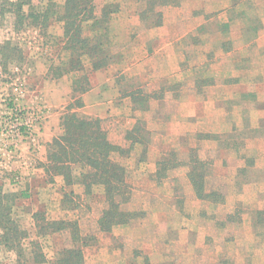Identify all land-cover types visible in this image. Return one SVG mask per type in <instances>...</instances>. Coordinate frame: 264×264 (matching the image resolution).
<instances>
[{
	"label": "rangeland",
	"instance_id": "rangeland-1",
	"mask_svg": "<svg viewBox=\"0 0 264 264\" xmlns=\"http://www.w3.org/2000/svg\"><path fill=\"white\" fill-rule=\"evenodd\" d=\"M33 1L44 5L48 0ZM55 1L62 4V0ZM158 2L154 4L162 13V23L150 27V21L139 19L147 0H95L98 8L113 3L115 11L109 21V51L113 57L107 66L119 68L115 73L118 97L127 93L132 110L137 112L132 127L138 123L147 131L144 157L141 145L135 146L128 157H118L126 167V180L132 190L124 207L139 209L144 204L158 221L153 222L147 214L131 224L114 226L110 233L100 232L95 224L105 206L102 187L95 186L86 195L80 180L66 185L61 176L49 180L45 172L34 171L30 180H13V174L0 173L3 190L18 195L13 214L31 239L39 242L46 259L42 264H50L62 248L70 245V240L65 232L39 233L32 219L34 212L46 219H77L81 233L94 236L84 248V264H264V0ZM198 20L200 25H196ZM164 22L173 27V31L166 29L168 39L183 34L174 44L177 56L169 63L179 66L180 76L172 75V69L166 66L163 79L153 76L149 80L143 70L137 73L131 64L133 57L143 59V54L149 52L142 53V43L149 38L147 31L153 32ZM6 39L21 48L23 59L5 64L0 59V115L14 103L31 104L29 99L35 93L48 103L43 91L52 83L67 86L66 106L71 101L74 73L57 77L52 69L66 68L61 63L64 52L60 24L53 21L46 30L27 27L13 31L5 22L0 26V42ZM157 45L156 41L146 43V49ZM84 63L90 77L96 70H90L88 59ZM203 85L209 87L204 106L207 113L187 115L190 95L194 92L205 96ZM132 91L137 92L136 97L148 96V101L134 102ZM161 95L162 99L158 98ZM185 121L194 124L186 125L188 129L180 134L172 130L178 125L183 128ZM191 147L211 161L208 189L224 192L228 201L215 205L191 200L189 197L195 193L185 166L168 171L160 183L152 178L158 159L174 150L186 160ZM39 162L42 161L36 158L34 166ZM249 162L252 164L245 167L244 173L238 172ZM78 171L74 167L75 175ZM235 210V221H226V215ZM197 211L204 212L206 222H199ZM161 224L168 226L167 236L158 230ZM199 226L202 228L198 233ZM0 264H16L14 253L0 247Z\"/></svg>",
	"mask_w": 264,
	"mask_h": 264
},
{
	"label": "trees",
	"instance_id": "trees-1",
	"mask_svg": "<svg viewBox=\"0 0 264 264\" xmlns=\"http://www.w3.org/2000/svg\"><path fill=\"white\" fill-rule=\"evenodd\" d=\"M154 1L147 0V7L139 12L141 22L150 21V27L162 23V13ZM177 2L160 0L158 5ZM114 11L113 3H104L98 8L95 0H62V4L48 0L44 5H38L33 0H0V26L7 22L13 31H20L27 27L46 30L53 21L60 24V43L64 52L61 63L66 68L61 70L59 66H53L52 69L57 77L63 73H74L72 95L60 115L61 132L52 138L47 148L43 170L49 180L61 176L66 185L80 180L86 195L92 193L93 187H102L105 206L95 226L97 231L104 233H110L114 226L131 224L148 213L144 204L139 209L124 207L130 201L132 190L126 180V167L118 159L128 157L137 145L142 146L141 151L145 156L148 144L145 141V128L137 123L120 132L124 143H116L109 138L101 118L88 117L77 111L83 106L82 94L90 88L84 59L91 62L90 70L104 68L112 61L109 21ZM21 51L10 39L0 42L3 64L23 59ZM131 94L133 101L139 100V104L146 103L149 98L136 97L137 92L134 91ZM140 107L146 108L143 105ZM251 164L243 165L238 172L244 173L245 167ZM180 166L187 167L188 182L197 199L215 205L225 201L224 192L208 189L211 161L200 157L194 147L188 149L186 160L180 159L174 150L166 153L156 161L152 178L160 183L167 177L168 171ZM74 167L79 168L76 175ZM17 196L15 192L5 191L0 186V247L14 253L16 264H42L46 259L39 242L31 239L13 214V202ZM236 212L227 214L225 220L235 221ZM32 219L39 233L50 230L68 234L70 245L62 248L50 264L85 263L84 248L93 242L94 236L83 235L77 219H46L36 212L32 214Z\"/></svg>",
	"mask_w": 264,
	"mask_h": 264
},
{
	"label": "crops",
	"instance_id": "crops-1",
	"mask_svg": "<svg viewBox=\"0 0 264 264\" xmlns=\"http://www.w3.org/2000/svg\"><path fill=\"white\" fill-rule=\"evenodd\" d=\"M200 24H201V20H198V23L196 25H200ZM167 27L170 28V31H173L172 25L169 26V24H167L166 22L163 23V26L153 29V32H150V30L152 29H149V31H147L149 38H147L145 42L151 43L156 41L158 43L157 47H153L152 50H149L148 47L146 49V43H144L143 40H140V43L143 42L142 53L147 51L149 52H147L145 55L143 54L144 57L143 59L133 57L135 61L131 65L135 67L134 70L138 69L137 73H141V70H143V75L148 77L149 80L153 76H156V78L160 77L159 80L163 79L164 78L162 77L163 69L167 68L166 66H168L170 70L172 69L173 71L172 75L177 76V74H179L180 76V70H178L179 66L176 64L172 66L169 63L171 59L177 56L175 55L177 46L176 49H174V44L178 39L182 37L183 34L177 38H173L174 37L173 36L172 40H170L168 39L166 34ZM156 54H158V58L155 59ZM145 59H149V60L145 61ZM166 61L168 62V65H165L167 63ZM118 69H119L118 66L117 68H114L113 65H109L107 67H104L102 69L96 70L91 73L89 77L91 88L82 94L83 106L81 108H78L77 111L88 117L101 118L104 126L108 131V136L111 139V141L116 143H124V140L121 136L122 133L120 132H123L124 130L132 127L134 121L137 118V114H136L137 112L132 110L133 104L131 102V99H129V96H127L128 95L127 93L121 94V96H124L121 99L118 97V95H120L118 92L120 88L115 80L116 78L115 73L117 72ZM166 71L168 72V69ZM238 82H240V80ZM203 88L205 89L204 97H199L194 92L193 95L192 94L190 95L189 97L190 105L188 107L186 106L187 115L197 114L198 116H204L207 113L204 111L205 110L204 106L208 102L207 90L209 87L208 85L207 86L203 85L201 89ZM52 95L54 97H52ZM66 95H67V86L66 85L64 86L63 84L57 86L52 83L48 85L47 89H44L43 96L45 100L47 99L48 103L50 102L49 103L50 105L46 103L50 109L45 119L41 123L40 131L38 132V135L35 137L34 140L22 144L20 147V151L17 154H14L12 156H5V155L1 156L0 173H2L3 175H5V173L13 174L14 176L15 175L18 176L19 174H22L21 176H18V180H28V179L30 180L32 177L31 175L35 173L34 171H37L39 173L44 172L43 164L46 161V153H47V148L49 147V143H51V140L54 136H56L61 132V128L59 124L61 111L59 110L64 108ZM158 98L162 99V95L159 96ZM160 99L151 98L150 100L156 101ZM29 100H31V104L27 106L46 102L41 99L39 94L36 93L33 94V96ZM201 103L203 105H201ZM192 105L193 107L190 110ZM149 106H151L150 101H149ZM150 109H151L150 112L152 113L153 108ZM146 112L148 111H144V114ZM199 123L202 122L200 121ZM189 124L193 125L194 123H188L187 121H185L183 128L182 125L181 126L178 125L175 126L172 130L175 133L180 134L181 132L186 131L188 129L186 125ZM196 128L199 130L198 126H196ZM117 133H119V135H117ZM115 135L116 137H119L118 140L113 138V136ZM159 135L163 136V133ZM36 158H39L40 161L42 162L41 163L39 162L38 165L34 166V160ZM26 175H29L30 177L29 176L27 177ZM193 197H189V198L191 200L196 201L197 203H200L199 199ZM225 200L228 201V198L225 197ZM203 213H204L203 211H197L196 213V216L199 218V222L201 223L206 222L205 215H203ZM147 214L153 222L158 221L155 218L156 216H153V213L152 215L151 214L149 215V212ZM160 218H162L161 214H159V219ZM154 228L155 226L153 225V229ZM157 228L158 230L163 231L165 236H167V232L170 231L168 226L163 224H161ZM201 228H202L201 226L198 227V233L200 232ZM125 229L127 230V228ZM245 230L246 233L250 231L248 226H245ZM208 231L209 230H206V233H208ZM165 239L166 237L161 238V240H165ZM248 241H252V239ZM246 264H248V261L246 262Z\"/></svg>",
	"mask_w": 264,
	"mask_h": 264
},
{
	"label": "built area",
	"instance_id": "built-area-1",
	"mask_svg": "<svg viewBox=\"0 0 264 264\" xmlns=\"http://www.w3.org/2000/svg\"><path fill=\"white\" fill-rule=\"evenodd\" d=\"M49 109L45 103L10 105L0 115V157L17 154L22 144L34 140ZM13 180H18V176Z\"/></svg>",
	"mask_w": 264,
	"mask_h": 264
}]
</instances>
